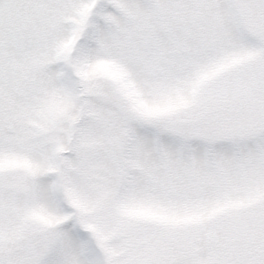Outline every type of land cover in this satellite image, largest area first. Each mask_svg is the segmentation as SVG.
Masks as SVG:
<instances>
[{
  "label": "snow or ice",
  "instance_id": "1",
  "mask_svg": "<svg viewBox=\"0 0 264 264\" xmlns=\"http://www.w3.org/2000/svg\"><path fill=\"white\" fill-rule=\"evenodd\" d=\"M0 264H264V0H0Z\"/></svg>",
  "mask_w": 264,
  "mask_h": 264
}]
</instances>
